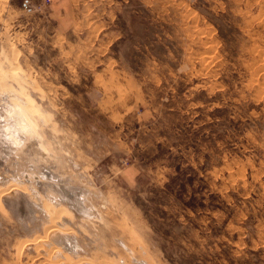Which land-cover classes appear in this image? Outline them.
<instances>
[{"label":"rangeland","instance_id":"1","mask_svg":"<svg viewBox=\"0 0 264 264\" xmlns=\"http://www.w3.org/2000/svg\"><path fill=\"white\" fill-rule=\"evenodd\" d=\"M0 264H264V0H0Z\"/></svg>","mask_w":264,"mask_h":264},{"label":"bare ground","instance_id":"2","mask_svg":"<svg viewBox=\"0 0 264 264\" xmlns=\"http://www.w3.org/2000/svg\"><path fill=\"white\" fill-rule=\"evenodd\" d=\"M10 113H11V120L12 121L7 122V124H5L4 129L1 133H2V136H5L9 140V142L11 143V147L16 148L17 146H19V144L22 143L23 133L34 129V124H33V122L30 121V119L27 115V112L25 111L24 107H22V106H19L18 109H14V110L10 111ZM8 120H10V118ZM41 174H42L41 176L43 177V179L47 178L50 181L52 180L56 186H58L59 188H61V187L64 188V186L62 185L63 183L59 180V178H57V176L55 174H53V172H50V171L43 172L42 171ZM12 188L14 189V187H12ZM13 189H11V190H13ZM60 193H61V191H60ZM65 195L66 196L68 195L67 199H68V201L70 199V202H72L71 206L73 208L80 210L81 212H83V211L85 212L87 210V205L85 203L81 202V200L79 198H76L73 195H70L67 190H65L64 193L62 194L63 197H65ZM53 200H57V202L59 201V199L56 197ZM54 211H55V209H53L52 206H50V204H47V213L51 214V217L53 216ZM55 213L58 214V216H60L59 211H55ZM50 229H51V232L53 230L57 229L56 223L52 224ZM36 239L37 238H35V241H36ZM35 241L34 240H25V245L29 246V245L33 244V242H35Z\"/></svg>","mask_w":264,"mask_h":264}]
</instances>
